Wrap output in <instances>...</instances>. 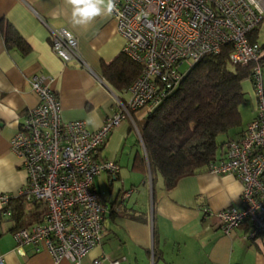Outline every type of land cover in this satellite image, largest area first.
<instances>
[{
	"label": "crops",
	"instance_id": "obj_1",
	"mask_svg": "<svg viewBox=\"0 0 264 264\" xmlns=\"http://www.w3.org/2000/svg\"><path fill=\"white\" fill-rule=\"evenodd\" d=\"M0 21L11 25L21 42H6L0 34V192L15 196L12 214L0 212V254L6 264H55L42 244L38 251L32 244L22 246L23 254L15 250L13 232L20 225L43 222L46 209L38 201L18 198L26 174L9 142L26 110L38 103L30 85L34 75L49 78L64 120H84L89 129H97L115 108L112 94L120 95L127 86L122 87L129 76L120 67L123 39L111 15L73 25L66 0H0ZM48 26L65 27L75 35L77 58L63 62L51 50ZM111 65L116 70H106ZM111 71L120 72V79L111 78L116 76ZM242 89L249 94V108H242L241 124L222 141L238 138L255 116L251 80L243 81ZM148 113L146 106L133 112L138 128ZM222 154L223 148L218 157ZM141 156H145L144 146L129 120L115 126L97 150L95 157L116 160L119 172L115 178L105 172L93 177L92 189L107 208L100 242L80 264H92L97 257H104L102 264L114 260L117 264H264V234L249 238L246 223L225 233L210 214L241 206L242 184L235 175L202 168L168 190L159 174L140 162ZM56 264L70 263L62 258Z\"/></svg>",
	"mask_w": 264,
	"mask_h": 264
},
{
	"label": "built area",
	"instance_id": "obj_2",
	"mask_svg": "<svg viewBox=\"0 0 264 264\" xmlns=\"http://www.w3.org/2000/svg\"><path fill=\"white\" fill-rule=\"evenodd\" d=\"M116 4L110 15L123 39L121 53L141 70L120 95L112 94L115 108L97 129H89L84 120H64L49 78L30 79L39 100L26 110L9 143L26 174L17 195L26 202H42L46 213L43 222L13 232L15 250L23 254L22 246L32 244L38 251L42 244L55 264L62 258L80 264L100 242L107 208L92 189L93 177L105 172L115 178L119 172L118 162L97 159V150L122 120L131 121L141 140L133 112L144 106L150 112L195 62L219 53L226 44L231 63H256L251 77L256 113L241 135L224 145L222 156L206 167L211 173L233 174L240 180L241 206L210 214L225 233L246 223L249 238L264 234V71L257 63L259 43L249 40L252 30L264 21V0H116ZM48 32L51 50L63 62L78 57L73 33L50 26ZM14 197L0 192L1 213L12 214ZM208 212L205 208L204 214ZM103 259L94 258L92 264H102ZM0 264H6L1 254Z\"/></svg>",
	"mask_w": 264,
	"mask_h": 264
},
{
	"label": "trees",
	"instance_id": "obj_3",
	"mask_svg": "<svg viewBox=\"0 0 264 264\" xmlns=\"http://www.w3.org/2000/svg\"><path fill=\"white\" fill-rule=\"evenodd\" d=\"M0 34L6 42L21 43L11 25L3 21H0ZM258 36L256 27L249 40L259 43L261 52L257 63L264 71V42L260 43ZM229 51L230 45L226 44L219 53L205 55L195 62L179 84L148 113L144 125L139 128L145 150L140 162L151 173L159 174L165 189L173 188L180 178L206 168L218 158L231 139L218 141L217 137L241 124L239 105L245 99L242 83L248 79L252 83L256 63L233 64L228 59ZM123 58L120 67L129 79L122 87L130 84L141 70L138 64L124 55ZM111 67L106 70L115 66ZM112 71L110 73L116 76L111 78L120 79V72Z\"/></svg>",
	"mask_w": 264,
	"mask_h": 264
},
{
	"label": "clouds",
	"instance_id": "obj_4",
	"mask_svg": "<svg viewBox=\"0 0 264 264\" xmlns=\"http://www.w3.org/2000/svg\"><path fill=\"white\" fill-rule=\"evenodd\" d=\"M66 3L71 6L73 25H87L98 16L112 14L117 7L116 0H66Z\"/></svg>",
	"mask_w": 264,
	"mask_h": 264
},
{
	"label": "rangeland",
	"instance_id": "obj_5",
	"mask_svg": "<svg viewBox=\"0 0 264 264\" xmlns=\"http://www.w3.org/2000/svg\"><path fill=\"white\" fill-rule=\"evenodd\" d=\"M258 31H259V36H258V41L260 43L264 42V22L260 23L258 26ZM249 103H250V98H249V94L246 93L245 94V99L240 103L239 105V109L240 111L242 110V108H249ZM218 141H221L223 139H225V134H220L217 137Z\"/></svg>",
	"mask_w": 264,
	"mask_h": 264
}]
</instances>
